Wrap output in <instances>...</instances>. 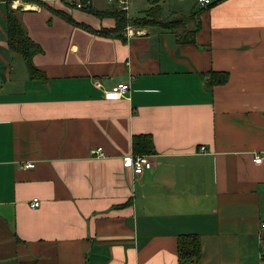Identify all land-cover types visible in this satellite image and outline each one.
I'll list each match as a JSON object with an SVG mask.
<instances>
[{
	"label": "crops",
	"instance_id": "1",
	"mask_svg": "<svg viewBox=\"0 0 264 264\" xmlns=\"http://www.w3.org/2000/svg\"><path fill=\"white\" fill-rule=\"evenodd\" d=\"M45 2L12 4L43 49L33 78L0 1V264H178L189 233L199 264H264V0H133L132 18L195 12L185 43L155 26L104 36L112 17ZM210 71L229 81L209 87ZM139 135L154 165L135 176Z\"/></svg>",
	"mask_w": 264,
	"mask_h": 264
},
{
	"label": "trees",
	"instance_id": "2",
	"mask_svg": "<svg viewBox=\"0 0 264 264\" xmlns=\"http://www.w3.org/2000/svg\"><path fill=\"white\" fill-rule=\"evenodd\" d=\"M3 3H6L7 6V24H8V35L9 43L8 46L17 54H22L23 59L26 62L28 67V73L31 77H36V72L38 68L33 63V57L39 52H42V47L33 41L28 32L25 30V26L21 19L17 16L18 13L13 9L12 4L14 1L19 0H0ZM27 4H38L41 7H47L45 0H21ZM217 2L209 5L206 8H213ZM74 7V5H70ZM160 6H151L145 11V15L140 17H133L131 21L127 19L126 13L122 11H117L111 6L104 9V11H98L95 8L86 9L88 12L97 15L98 17L109 16L112 17L115 22V28H104L99 33L101 35H111L119 37L124 33L125 26L131 25L136 28H147L148 26H155L157 29H168L169 31H177L179 33L178 39L185 42L195 41L194 32L197 29L193 30L189 27V22L196 19V13L192 12L189 17L184 16L183 14L174 13L171 15H164L160 10ZM202 9V10H203ZM55 11V10H54ZM57 15L63 16L65 19L71 23H75V20L64 11H55ZM87 30H93L92 28L84 27ZM230 75L227 72H213L210 71L206 74V80L209 87L219 86L229 81ZM149 136L139 135L134 140V154H146L150 155L153 151V140ZM202 244L200 236L195 234H183L178 236L177 249L178 251V264H199L202 257Z\"/></svg>",
	"mask_w": 264,
	"mask_h": 264
},
{
	"label": "built area",
	"instance_id": "3",
	"mask_svg": "<svg viewBox=\"0 0 264 264\" xmlns=\"http://www.w3.org/2000/svg\"><path fill=\"white\" fill-rule=\"evenodd\" d=\"M69 1L71 2L72 5H74V7L78 9L86 10V9H90L96 0H69ZM104 1L107 5H110L112 8L116 9L117 11L119 10L126 13L127 19H129V15H130L129 12L132 9L133 0H104ZM197 2L203 8H206L209 5L213 4V0H197ZM126 31L128 37H132L135 34L134 30L129 26H126ZM112 91L116 95L125 94L130 91V84L121 82V84H118L116 86L114 85L112 87ZM199 150L202 151V153L206 152L205 151L206 148H200ZM102 153H103L102 148H95L94 150L91 151L90 155H92L93 157L102 156L103 155ZM254 161L259 163L261 159L259 157H256ZM124 163L126 165L125 167L130 168L135 176L143 174L145 170L147 171L152 169V165H154L151 156L146 154L127 155L124 158ZM24 167L34 168L35 165L33 164V162H27ZM32 206L39 207L40 202L35 200L33 201ZM262 227L264 228V225H262Z\"/></svg>",
	"mask_w": 264,
	"mask_h": 264
},
{
	"label": "rangeland",
	"instance_id": "4",
	"mask_svg": "<svg viewBox=\"0 0 264 264\" xmlns=\"http://www.w3.org/2000/svg\"><path fill=\"white\" fill-rule=\"evenodd\" d=\"M132 10L129 12L130 13V19H132V16L135 14L134 11H137V10H141V7L140 6H135V3L132 4Z\"/></svg>",
	"mask_w": 264,
	"mask_h": 264
}]
</instances>
